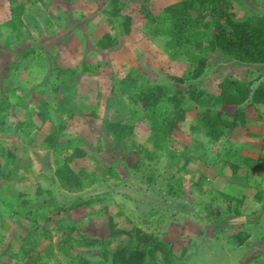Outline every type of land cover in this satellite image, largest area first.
<instances>
[{"label": "rangeland", "instance_id": "374dc122", "mask_svg": "<svg viewBox=\"0 0 264 264\" xmlns=\"http://www.w3.org/2000/svg\"><path fill=\"white\" fill-rule=\"evenodd\" d=\"M228 1L234 20L264 15V0ZM16 2L17 28L5 39L0 29L2 170H8L3 158L15 155L10 176L0 180V264H112L103 252L116 248L144 249L142 264H264V103L248 98L223 112L217 107L227 119L247 110L254 122L214 140L197 119L206 107L187 101L190 89L219 94L226 80L233 94L238 82L264 88V65L210 51L222 22L210 7L194 0ZM180 2L193 3L198 26L184 32L194 45L175 46L169 35L166 9ZM200 59L203 73L193 79ZM61 83L69 88L58 102L53 93ZM142 85L165 88V98L139 109ZM48 101L64 104L65 112L48 120ZM59 120L69 127L53 153L27 150L36 122ZM120 126L127 130L116 132ZM75 149L86 156L69 167L83 184L67 191L58 184L55 159ZM58 220L73 224L68 243L69 227L59 229Z\"/></svg>", "mask_w": 264, "mask_h": 264}, {"label": "trees", "instance_id": "16d2710c", "mask_svg": "<svg viewBox=\"0 0 264 264\" xmlns=\"http://www.w3.org/2000/svg\"><path fill=\"white\" fill-rule=\"evenodd\" d=\"M146 1V0H145ZM194 3H198L199 7L210 9L215 13V16L220 18L222 22L215 24L216 30L211 37L209 42L210 51L211 52H219L222 55L231 58L235 61H238L243 64L249 65H264V15L263 16H255L253 18H248L244 20H234L230 11L227 9L230 6V2L228 0H194ZM193 3H178L176 5L169 6L166 11L171 17L172 29L169 30V35L175 46H183V43H191L194 45L192 41H190L189 36H185V28L189 25L190 29L193 27H197L198 24L192 18L191 11L193 10L191 6ZM119 14V11L113 10L111 12V16L116 17ZM14 19L13 23L16 22V14H13ZM197 24V25H196ZM196 25V26H194ZM105 40L109 42V37L106 36ZM99 46L101 48H106V42H100ZM205 60L200 59L196 62L197 68L194 71L193 79L199 78L203 73V67L205 64ZM236 83V82H235ZM129 85V84H128ZM133 85V83H132ZM232 82L226 80L224 83L220 85V93L218 95H210L207 90H202L200 88L190 89L188 93V97L191 102L195 103L197 106H205L204 110L197 112V119L202 124V126L206 129L209 136L212 139L216 140L221 138V136L227 135L235 129L236 127H243L245 125V116L242 112H237V114L233 117L231 121L226 120L218 116L213 112V106L216 105H241L248 98L254 104L264 103V88L259 87L254 90L251 88H247L243 83H236V88L234 90L237 93L233 94L232 92ZM123 89H126V83L122 82ZM143 85L138 87L140 89L139 92V104L138 108H145L146 106H154L158 102L161 101L162 98L166 96V89L160 86H148L147 89L142 88ZM137 88V89H138ZM176 99V98H173ZM172 101V99H171ZM137 103L136 100H134ZM173 106L178 107L180 101L177 102L172 101ZM180 106V105H179ZM175 107V108H176ZM146 109V108H145ZM6 108L3 106V101L0 99V114L1 117L4 116ZM145 115V114H144ZM0 117V118H1ZM181 117L180 120H182ZM3 124V123H2ZM20 124H16L18 127ZM64 125H59L58 127L52 129L49 136L45 137L42 141V148H47L50 150H55L57 144L59 142V138L63 131ZM116 132L122 133L127 130L126 126L117 127ZM118 135V134H117ZM119 137V136H117ZM15 145V144H14ZM0 154H3V148H0ZM145 155L151 158V154L149 150L145 151ZM86 153L82 150L75 149L74 153L70 157L63 158L61 161L56 157L55 161V175L58 181V184L63 189L69 191L71 189L81 190L83 180L69 167V162L74 158L84 159ZM15 155L9 152L3 159L4 164L7 165L8 170H2L0 166V180L4 181L5 178L10 176V167L8 165L12 164L10 161L14 160ZM240 161L246 162L247 159L241 157ZM1 165V164H0ZM3 165V164H2ZM264 169V166H262ZM9 171V172H8ZM80 173H82L80 171ZM84 174V173H83ZM85 176H88L84 174ZM39 190V189H38ZM40 191L36 192L39 194ZM227 199L229 197H226ZM240 205V199H234ZM27 203L26 201L23 202ZM60 210L57 208L56 211ZM65 211V210H64ZM25 216L29 217V213ZM53 212H55L53 210ZM51 212V213H53ZM24 213V212H23ZM233 214L236 216H240V212L238 211L237 206L234 208ZM30 218V217H29ZM63 220H58L57 227L59 229L68 228L67 236L64 237V241L68 243L71 239V231L73 224L69 223L66 226L63 224ZM239 242L242 243L243 239L239 238L235 235ZM132 248V247H131ZM134 249V248H132ZM111 253V254H110ZM103 252V256L105 258L110 257L112 264H142L145 257V250H126L122 249H114L113 252ZM155 256H153L154 258ZM167 264H172L171 259L167 260ZM30 263V262H29ZM80 264H97V262H90L87 260H80Z\"/></svg>", "mask_w": 264, "mask_h": 264}, {"label": "crops", "instance_id": "0c3cea01", "mask_svg": "<svg viewBox=\"0 0 264 264\" xmlns=\"http://www.w3.org/2000/svg\"><path fill=\"white\" fill-rule=\"evenodd\" d=\"M19 9V6L17 5V2L16 0H0V29L2 31V38L5 39L6 38V33L7 31H12L14 28H17L15 26V22L13 23V19L14 17L13 14H15V12H17V10ZM26 9V8H25ZM3 21V23L1 22ZM5 42L3 43H0V62L2 63H5V55H6V52H5ZM59 49V48H58ZM65 48H60V50L64 51ZM57 51V50H56ZM60 53V51H59ZM64 68V67H62ZM62 84V83H61ZM68 84L67 83H64L62 84V86H60L53 94H55V100L56 99H59L58 102H61V101H64L65 99V95L64 93L68 90ZM212 93V92H210ZM64 95L63 98L60 97V95ZM214 95H218V93H214ZM187 101H190V99H188ZM191 102V101H190ZM63 106L60 107L59 105L57 106H54L52 102L48 101L45 105H44V112H47L45 114L46 115V118L49 120L50 118H55V117H60L59 115V112L58 111H61L62 112H65L66 108L64 107V104H62ZM228 105H216L213 110L214 112L220 116L221 118L223 119H226V120H229L231 121L233 119V117L235 116L234 114H231L229 119L227 118H224V116H222L219 112H217L216 108L219 107L220 111L223 112L224 110H222L223 108L222 107H227ZM63 108V109H61ZM64 110V111H63ZM75 113L78 115L80 114V111L78 109H76ZM242 113L244 114L245 116V124L246 122H248L249 120H251V122H254L251 118H250V115L249 113L247 112V110H243ZM237 114V113H236ZM234 115V116H233ZM233 116V117H232ZM78 117V116H77ZM191 117V112L187 113L186 115V120H188L189 118ZM40 119V118H39ZM77 119V118H76ZM75 119V120H76ZM55 123H52L50 126L47 124L49 122H36V126L33 127V133H32V138L29 136H27V142L29 143H32V147H29L27 148L28 151H32V152H48V153H53L54 151L53 150H50V149H47V148H42L43 145H42V141L45 137L49 136L52 129L56 127H58L59 125H64L63 127V130L65 127H69V124H63V123H58V122H61L60 120L59 121H53ZM40 125H43L42 128H40L39 130L36 129L38 127H40ZM245 126V125H244ZM243 126V127H244ZM70 127H73V126H70ZM243 127H236L235 129H233L232 131H230V133H234L236 131H239L241 130ZM229 133V134H230ZM64 134V133H63ZM37 138V140L34 142L33 139ZM24 140L26 139V137L23 138Z\"/></svg>", "mask_w": 264, "mask_h": 264}]
</instances>
